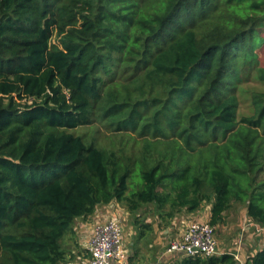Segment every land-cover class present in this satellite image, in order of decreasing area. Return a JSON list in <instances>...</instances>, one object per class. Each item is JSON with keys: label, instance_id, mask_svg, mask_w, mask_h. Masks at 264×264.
<instances>
[{"label": "trees", "instance_id": "obj_1", "mask_svg": "<svg viewBox=\"0 0 264 264\" xmlns=\"http://www.w3.org/2000/svg\"><path fill=\"white\" fill-rule=\"evenodd\" d=\"M263 31L264 0H0V264H67L75 220L110 204L264 227V91L237 117Z\"/></svg>", "mask_w": 264, "mask_h": 264}, {"label": "rangeland", "instance_id": "obj_2", "mask_svg": "<svg viewBox=\"0 0 264 264\" xmlns=\"http://www.w3.org/2000/svg\"><path fill=\"white\" fill-rule=\"evenodd\" d=\"M261 37L264 38V31L261 33ZM256 53L258 55L257 61L260 66L264 65V42L261 46L256 48ZM241 77H243L241 75ZM252 91H264V84L256 81L254 73L246 79H242L238 84V100L239 107L237 111V117L248 116L252 113L251 99L250 94ZM87 133V139L95 137L96 141L99 144H106L112 135L108 134L104 129H98L96 136L94 135L93 129L87 127L83 128L82 131L78 133ZM115 204V203H114ZM114 214H109L111 216H118L122 225L123 233V245L127 250L131 247L130 243H137L138 250L142 248V251H149L150 253L154 249L148 247L149 243L156 241L158 239L162 241V244H159L155 247L166 250L168 248L169 242L173 238L169 239L164 238L170 234H164V230L170 227L175 229V226L172 223L180 221H195L193 220L194 215H199L203 218L202 222H209V210L210 206L208 204H202L198 212H194L192 215L190 213L182 211L177 212L175 215L169 219L161 218L155 213L151 207L143 208L137 214H129L127 209L122 204H116L114 206ZM102 208V207H100ZM168 211V208L167 210ZM129 214V215H128ZM110 216V217H111ZM191 216V217H190ZM249 224L248 218L245 213L244 206L235 204L228 212L225 213L224 222L220 225L214 227V239L217 245V248L220 251H226L228 249L227 245L232 244L233 248H236L237 244L235 243L239 240V234L244 233V227ZM139 233H144L142 236H139ZM128 234V235H127ZM64 248L67 250V247ZM84 253V252H83ZM130 254V253H129ZM146 259V258H144ZM146 262V261H145ZM80 260L73 259L69 261L68 264H79ZM143 264V261L140 262Z\"/></svg>", "mask_w": 264, "mask_h": 264}, {"label": "crops", "instance_id": "obj_3", "mask_svg": "<svg viewBox=\"0 0 264 264\" xmlns=\"http://www.w3.org/2000/svg\"><path fill=\"white\" fill-rule=\"evenodd\" d=\"M114 206L115 205L110 204L109 206H102V208L99 207L93 216L87 219L75 220L72 231L64 238L67 252H69L72 257L69 261L77 259L80 260L79 264H88L90 256L87 248L89 239L93 234L95 223L97 221H104L105 219H108L111 216L109 214H114ZM192 214L193 213H190V215ZM193 220L202 222L203 218L199 215H194ZM190 222L192 221L184 220L172 223L175 226V229L173 230L172 227L165 229L163 233H169L170 235L165 236L164 238H179L186 225ZM248 222L249 224L243 229L244 233L239 234V240L235 243V245L237 244V247L233 248L232 244L227 245L228 249L226 251L237 256V259L235 258L237 264H245L249 257H252L258 251L264 249V227H258L250 219H248ZM158 242L160 243H156V241H154L148 245L150 249H154L153 253H150L149 251L143 252L142 248L138 250V242L130 243L133 247L129 250L125 248L127 251L126 264H140L141 261H143V264H173L183 257V255L179 253H169L167 249L164 250L159 247L154 248V246L162 244L161 239H158Z\"/></svg>", "mask_w": 264, "mask_h": 264}, {"label": "built area", "instance_id": "obj_4", "mask_svg": "<svg viewBox=\"0 0 264 264\" xmlns=\"http://www.w3.org/2000/svg\"><path fill=\"white\" fill-rule=\"evenodd\" d=\"M213 234L214 227L209 222L192 221L186 225L179 238L169 242L167 251L187 257L218 256L224 251L217 248ZM122 238V225L118 216L97 221L88 243V264H126L127 251Z\"/></svg>", "mask_w": 264, "mask_h": 264}, {"label": "water", "instance_id": "obj_5", "mask_svg": "<svg viewBox=\"0 0 264 264\" xmlns=\"http://www.w3.org/2000/svg\"><path fill=\"white\" fill-rule=\"evenodd\" d=\"M194 251H196V249H194Z\"/></svg>", "mask_w": 264, "mask_h": 264}]
</instances>
